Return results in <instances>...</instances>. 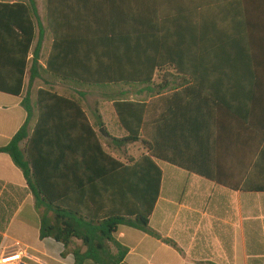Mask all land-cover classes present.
I'll use <instances>...</instances> for the list:
<instances>
[{"label":"crops","instance_id":"1","mask_svg":"<svg viewBox=\"0 0 264 264\" xmlns=\"http://www.w3.org/2000/svg\"><path fill=\"white\" fill-rule=\"evenodd\" d=\"M17 1L0 0V86L14 87L22 73L21 40L1 6ZM36 2L46 58L55 44L58 75L49 85L82 101L92 128L102 136L103 151L122 162L147 154L140 141L134 150L119 149L100 133L102 128L95 129L103 123L113 138H123L114 104L128 98L151 111L154 150L177 164L155 160L162 178L149 226L159 237L127 226L118 229L116 240L129 250L124 263L264 264V193L223 185H239L249 172V151L264 134V0ZM47 15L53 33L46 29ZM248 55L255 62L252 72L244 70L252 61ZM176 61L183 62L185 73L166 65ZM156 62L165 67L154 69L151 86L140 84ZM29 78L24 72L20 97L0 91V147L26 122L23 98L43 87L38 81L31 85ZM257 79L261 85H255ZM242 106L254 110L253 123L232 111ZM35 122L36 116L32 128ZM88 131L84 128L72 142L82 155L101 159ZM123 175L104 169L93 189L111 196L114 185L128 184ZM0 182L4 189H27L22 171L3 153ZM1 241L0 264H75L73 256L63 257L62 244L41 239L31 194ZM12 255L20 259L3 262Z\"/></svg>","mask_w":264,"mask_h":264},{"label":"trees","instance_id":"2","mask_svg":"<svg viewBox=\"0 0 264 264\" xmlns=\"http://www.w3.org/2000/svg\"><path fill=\"white\" fill-rule=\"evenodd\" d=\"M1 6L5 8L2 14L7 24L21 40L19 51L23 52V61L22 73L15 86H0V91L15 92L12 95L20 97L26 71L31 85L35 81L49 84L50 79L56 80L55 44L46 58L45 29L36 0H19ZM46 23V29L53 33L48 15ZM248 56L252 61L244 64V70L252 72L256 69L255 62L252 55ZM160 63L153 64L149 76L140 80V84L151 86L154 69L165 67ZM166 65L180 73L186 71L183 62ZM74 81L80 86V81ZM255 85H261V81L255 80ZM216 98L213 99L217 101ZM22 106L27 114L26 122L8 145L0 147V153L9 155L19 167L27 189L20 190L12 185L4 189L5 184L0 182V246L3 233L27 194L33 196L40 215L41 239L62 244L63 257L73 256L75 264H125L129 250L116 240L121 226L159 237L149 226L162 178L155 160L177 164L154 150L151 111L145 104L138 105L128 98L114 104L125 134L123 138H113L106 129V136L119 149L140 141L147 153L138 160L125 162L103 151L102 136L94 131L82 101L75 96L65 97L51 88L41 87L35 93L34 103L31 94H27ZM232 111L244 122L253 123V109L242 106ZM34 116L36 122L32 128ZM104 127L101 123L95 129ZM84 128L89 130L101 159L82 155L81 148L72 142L78 141V134ZM253 146L249 151V172L241 178L239 185H223L247 193H264V134ZM179 167L191 171L190 167ZM104 169L114 174L126 172L123 178L128 180L126 186L114 185V192L106 198L100 190L93 189L103 179ZM202 177L213 179L209 175Z\"/></svg>","mask_w":264,"mask_h":264},{"label":"rangeland","instance_id":"3","mask_svg":"<svg viewBox=\"0 0 264 264\" xmlns=\"http://www.w3.org/2000/svg\"><path fill=\"white\" fill-rule=\"evenodd\" d=\"M43 86V87H47V88H51V89H53V90H56V88L54 87V86H50L48 83H45V82H42V81H38V83H37V86ZM35 91H36V87L35 88H33V91H31V95H34V93H35ZM109 99V98H108ZM140 99H141V97H140ZM102 102H105V100L104 101H102ZM88 106V105H87ZM89 108H91V106H88ZM140 147H141V145H140ZM134 148H135V146H131V149L132 150H134Z\"/></svg>","mask_w":264,"mask_h":264},{"label":"built area","instance_id":"4","mask_svg":"<svg viewBox=\"0 0 264 264\" xmlns=\"http://www.w3.org/2000/svg\"><path fill=\"white\" fill-rule=\"evenodd\" d=\"M10 259H13L12 261L19 260V259H20V255H12V256H9L8 258H5V259L3 260V262H4V263L10 262V261H8V260H10Z\"/></svg>","mask_w":264,"mask_h":264},{"label":"water","instance_id":"5","mask_svg":"<svg viewBox=\"0 0 264 264\" xmlns=\"http://www.w3.org/2000/svg\"><path fill=\"white\" fill-rule=\"evenodd\" d=\"M100 133L106 135V130H105V128H102V129L100 130Z\"/></svg>","mask_w":264,"mask_h":264}]
</instances>
